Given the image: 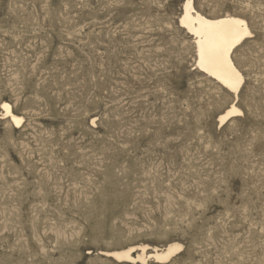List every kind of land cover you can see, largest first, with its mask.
I'll return each instance as SVG.
<instances>
[{"label": "rangeland", "instance_id": "rangeland-1", "mask_svg": "<svg viewBox=\"0 0 264 264\" xmlns=\"http://www.w3.org/2000/svg\"><path fill=\"white\" fill-rule=\"evenodd\" d=\"M184 1L0 0V264H264V0H194L250 26L237 99Z\"/></svg>", "mask_w": 264, "mask_h": 264}, {"label": "bare ground", "instance_id": "bare-ground-1", "mask_svg": "<svg viewBox=\"0 0 264 264\" xmlns=\"http://www.w3.org/2000/svg\"><path fill=\"white\" fill-rule=\"evenodd\" d=\"M236 21H243L242 26H238L235 24ZM180 25L183 27L191 36L195 38L196 43V68L203 72L204 74L208 75L209 77L216 80L221 86L235 94V97L237 99L239 92L241 91L244 83H245V76L241 72V70L238 68L234 61L233 54L237 47H239L249 36H244L242 33L246 29L247 32L252 33L250 26L247 22V20L241 16L233 15V14H223V15H213L208 16L198 9H196L194 0H185L183 3V13L180 18ZM239 28L240 31V38L238 40H235L233 36V29ZM227 34L229 35L230 39H233L234 42L232 43V46L227 49V52L224 54L226 56V60L224 62L223 66H215L208 61H202L201 58V46L202 42L206 43L209 41L210 36L213 35H223ZM252 36V35H251ZM231 66V70H233V75L235 73H239V76L242 78L241 82L237 85V90L233 91L232 88L227 87V82L225 81L223 73L226 70H229L228 66ZM219 77V78H218ZM4 104H8L7 102H3ZM9 108L11 110L12 116L16 117L15 120L11 118V120L14 123H20L22 121V117L16 115L12 111V107L10 104ZM232 107L236 108V112L231 116L241 115L243 114V111L237 107L236 103L233 102L229 108L225 110L224 113H222L219 116V125L224 124L227 120H222L221 117L224 116L229 109ZM5 110V109H4ZM181 248V245L178 243H170L167 244L165 248L162 249H155L151 252H148V246L147 245H137V246H130L126 249L117 250L113 252H108L106 254L118 259V260H124V261H133V262H139V261H145L148 256L154 257V259L158 260H167L171 256H173L179 249ZM106 252V251H104ZM103 253V252H102Z\"/></svg>", "mask_w": 264, "mask_h": 264}, {"label": "snow or ice", "instance_id": "snow-or-ice-1", "mask_svg": "<svg viewBox=\"0 0 264 264\" xmlns=\"http://www.w3.org/2000/svg\"><path fill=\"white\" fill-rule=\"evenodd\" d=\"M235 24L238 26H242L243 21H236ZM232 34L235 40H238L240 38L239 28L233 29ZM242 34L244 36H249V37L252 35V33L247 32L246 29L243 31ZM233 42L234 40L230 39L229 35L227 34L210 36L208 42L206 43L202 42V46H201L202 61H208L209 63L215 66H223L226 60V56L224 54L227 52V49L232 46ZM228 68L229 70H226L223 73V75L225 81L227 82V87L232 88V90L235 91L237 90V85L241 82L242 78L239 76V73H235V75H233V70H231L230 65L228 66ZM3 108L5 109L6 116L12 117L13 120L16 119V117L12 116L8 104H4ZM236 111H237L236 108L232 107L231 109H229V111H227V113L224 116L221 117V119L227 120Z\"/></svg>", "mask_w": 264, "mask_h": 264}]
</instances>
